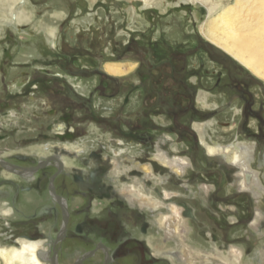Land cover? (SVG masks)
<instances>
[{
  "label": "flooded vegetation",
  "instance_id": "1",
  "mask_svg": "<svg viewBox=\"0 0 264 264\" xmlns=\"http://www.w3.org/2000/svg\"><path fill=\"white\" fill-rule=\"evenodd\" d=\"M21 27L23 26L19 27L20 30ZM30 34L33 35L34 32L30 31ZM6 53L7 51H4L5 55ZM133 60L136 67L132 72L137 81L126 76L132 72L124 75H113L107 71L100 73L103 83L109 85L112 81L118 83V76H124L122 80L132 92L140 91V102L134 112L140 114L139 121L130 122V130L118 131V136L110 137L109 146L101 142L98 146L82 148L78 152L75 149L64 148L65 144H79L86 137V130L81 127L86 117L77 121L67 109L72 107L75 110L81 107L80 110H88L87 113L93 117V105L83 108L82 105L75 104L76 99L89 100L93 92L89 97L78 92L73 82L61 76L62 74L51 75L54 81H64L53 88L46 85L49 79L31 77L18 79L8 94L12 98L20 96L34 98L37 91L46 88V95H57L59 98L56 108L39 107L40 110L30 111L31 119L34 116L42 119L48 115L53 120L43 131L37 128L35 137L29 134L26 138V144L38 138L56 140L58 145L55 146V152L35 159L33 153L13 152L10 147L0 146V220L6 225H30L31 232L25 236L46 242L47 251L51 252L52 264L54 259L58 264H172L167 255L155 253L152 240L156 235L164 239L165 232L157 224V215L161 211L168 212L169 209L164 206L153 210L142 207L137 199H130L128 194L120 192L121 186L132 184L135 179L145 183L144 188L147 186L155 198L166 204H178L183 208L190 227L191 242L197 233L202 239L217 244L218 233L225 230L226 225L241 223L247 225L249 234L260 236L251 227L258 208L253 209V206L256 207L259 203L252 191H243L239 187L234 190L251 198L250 208L244 209L245 214L250 217L245 218L240 215L241 209L236 204L226 202L230 196L221 194L224 186L209 176L214 170L223 173L227 168L231 170L233 181L231 186L238 185V168L226 164L221 156L209 154L202 141L222 142L209 136V128L213 125L209 120L210 115L218 108L209 109V96L206 98L208 105L199 99L198 92L205 91L199 88L203 83L202 74L198 69L187 66L184 59L161 58L153 67L148 66L143 58ZM180 61L182 64L178 65ZM60 63L63 66L62 70L70 76L78 75L82 69L87 70V68L66 70L65 65L69 62L65 58ZM45 74L50 76L48 72ZM234 81L223 82L222 75H218L215 86L227 88L232 85L237 89L239 98L244 102L240 112L243 119L240 122V129L251 139L248 142L255 144L256 152V145L264 143V117L253 108V102L244 84ZM205 92L210 95V92ZM128 101L129 97L126 98V102ZM24 107L27 108V105ZM18 110V106L12 108L0 105V114L16 115ZM250 115L258 118L255 131H249L247 128L246 119ZM99 117L104 118L101 115ZM102 122L104 121H98ZM89 123L93 124V121ZM198 123L202 124V132L196 128ZM60 124H64L62 131L58 128ZM30 128L32 132L33 128ZM25 129L27 131L28 127ZM13 134L9 131L4 132L0 121V143ZM134 145L140 146L139 149L132 150ZM179 145L186 147L180 149ZM157 146L170 156L188 159L186 173L183 176L153 158ZM115 150L121 151L118 158L119 167L123 169L131 166L118 177L113 173L114 157H117ZM195 152L202 154V163L205 167L197 166ZM70 162L74 165H70ZM137 163L151 164L153 173L165 179L158 183L153 179H147ZM211 165L214 167H210ZM204 185L210 186L209 191L204 190ZM164 190L173 191L174 195L165 198ZM4 207L11 210L6 218L1 211ZM204 215L215 225L212 231L205 229V223L200 219ZM232 216L235 220L231 219ZM151 229L155 234L150 236ZM13 237L15 238V234L10 235V238ZM14 242H18L17 239ZM76 242L88 248L79 249ZM71 253L73 257H70ZM65 256L68 258L67 261H64Z\"/></svg>",
  "mask_w": 264,
  "mask_h": 264
},
{
  "label": "rangeland",
  "instance_id": "2",
  "mask_svg": "<svg viewBox=\"0 0 264 264\" xmlns=\"http://www.w3.org/2000/svg\"><path fill=\"white\" fill-rule=\"evenodd\" d=\"M176 3L177 0H166L161 6L143 10L139 0H0V105L19 107V112L13 114L15 116L10 113L0 114L3 131L14 133L12 137L2 141L0 146L10 147L13 152L33 153L35 159L55 152V146L58 145L56 140L38 138L26 144V138L29 134L35 137L37 128L43 131L53 120L48 115L43 116L42 119H37L35 116L31 119L30 111L40 110L39 107L56 108L58 96L46 95V88L44 90L40 88L34 98L26 96L12 98L8 94L15 81L26 77L49 79L46 85L52 88L58 83L63 84L62 80L58 82L52 80L51 75L56 73L73 82L76 90L86 94L87 97L93 92L89 100H75V104H80L83 108L93 105V117L87 113L88 110H80L81 107L75 110L72 107L67 109L77 121L86 117L81 124L86 130V137L83 142L73 144V147L92 148L101 142L109 146L110 137L118 136V131L130 130L129 123L139 121L140 114L134 112L140 102V91L132 92L122 80L124 76H118V83L113 81L110 85L103 83L100 73L107 71V63H123L129 67L135 63L133 59L137 60L139 57L151 67L162 58L184 59L187 66L198 69L203 76V83L199 88L210 92V95L207 93L209 109L218 108L210 115L209 120L213 121V125L209 128V136L222 141L225 145L237 140L251 141L240 129V122L243 121L240 114L243 100L239 98L237 89L232 85L227 88L216 87V76L222 75L223 82L235 80L244 84L253 102V108L258 110L262 117H264V79L253 73L220 43L203 34L202 25L208 20L215 19L219 8L208 14L205 5L197 8L192 5L182 8L176 6ZM10 4H14L15 7L11 9ZM12 10L15 12L14 15L11 14ZM20 26H23L21 30ZM30 31L34 34H30ZM219 33L222 34L224 31L219 30ZM4 51H7L6 55ZM63 58L69 62L65 65L66 70L78 68H87V70L82 69L78 75L66 74L60 63L63 62ZM181 64L182 61L178 65ZM135 67L130 72L135 71ZM133 72L126 76L137 81ZM127 97H129L128 102H126ZM26 105L27 108L24 107ZM100 115L104 118H100ZM246 120L249 131H255L258 118L250 115ZM90 121H93V124L89 123ZM98 121L104 122L98 123ZM25 127H28L27 131ZM30 127L33 128V133ZM23 142L25 144H22ZM248 143L254 145L252 166L261 172L264 184V143L256 145V152L255 144ZM179 146L180 149L186 147ZM139 147L134 145L131 149L135 151ZM194 156L197 166L205 167L202 163V154L195 152ZM69 164L74 165L72 162ZM230 172L231 170L227 168L223 173L214 170L209 176L224 186L221 194L230 196L226 202L236 204L241 209L240 215L248 218L250 215L245 214L244 209L250 208L251 198L244 193L234 192L238 185L232 187ZM257 207L264 210V198L256 204V207L253 206V209ZM160 213L162 211L158 215ZM207 217L204 215L200 219L205 223V229L212 231L215 225ZM183 224L188 226L187 220H184ZM225 227V230L218 233L217 244L202 239L197 233L192 242L189 238L186 243L204 251L208 250L207 252L211 254H215L218 248L217 251H221V256L234 264L237 263L230 257L229 251L232 245H237L244 247L245 263L257 262L260 250L264 249V237L249 234L246 224ZM30 228V225H6L0 220V247L19 246L14 242L15 239H29L25 235L31 232ZM11 234H15V238H10ZM149 234L150 236L155 234L154 230L151 229ZM152 240H154V250L158 252L176 250L183 246L178 244L176 239H166V236L163 239L160 235H156ZM76 247L84 250L88 248L79 242H76ZM72 255L73 253L70 257H73ZM65 257L64 261H67L68 258ZM215 258L210 259L207 264L219 260Z\"/></svg>",
  "mask_w": 264,
  "mask_h": 264
},
{
  "label": "bare ground",
  "instance_id": "3",
  "mask_svg": "<svg viewBox=\"0 0 264 264\" xmlns=\"http://www.w3.org/2000/svg\"><path fill=\"white\" fill-rule=\"evenodd\" d=\"M139 1L142 3L141 9L149 10L161 6L166 0ZM191 5L196 8L200 6L204 7L203 5H205L208 14H212L213 11L219 8L216 18L213 17L215 19L208 20L202 25L203 34L211 40L220 43L241 63L249 67L253 73L264 79V0H177L176 3V6L182 8ZM10 6L11 9L15 7L14 4H10ZM11 14L14 15L15 12L13 11ZM219 30H223L224 33H219ZM53 35L54 33H52ZM135 65L134 63L127 67L123 63H107L106 69L108 73L122 75L130 72ZM207 96L208 94L205 91L199 93V99L206 105H208L206 101ZM63 127L64 124H60L58 128L62 131ZM196 128L200 132L203 130L202 124L199 123L198 125L196 124ZM204 132L206 133V131ZM202 141L209 154L221 156L226 164L236 169L238 168L237 183L240 190L252 191L254 197H256L255 199L259 202L264 198V184L261 172L252 166L254 159L253 144L238 140L229 145H225L219 141H214L213 143H208L205 140ZM73 146V144L70 146L64 145V148L69 150L75 149L77 152L81 150L79 147ZM115 153L117 157H114L115 167L113 173L118 177L131 166L125 165L128 167L121 169L119 167L120 159H118L121 151L115 150ZM153 158L161 164L170 167L180 176L186 173L188 166L187 158L176 155L170 156L159 146H157V152L154 153ZM137 166L144 171L147 179H153L156 183L165 179L153 173L151 164L137 163ZM144 186L145 183L139 179H135L132 184L121 186L120 192L128 194L130 199H137L136 201L142 207L145 206L152 210L161 206L167 207L169 209L168 212H162L157 216V224L164 230L166 239H176L178 244L183 245L182 248L173 251H156L157 255H160V253L167 255L172 264H207L211 261L210 259H214L215 257L220 261H215L213 264H234L221 256V251H219L220 253L217 251L218 248L215 250V254H211L207 252L208 250L204 251L201 248L186 243L190 238V227L183 224L184 220H186L183 208L178 204H166L162 200L155 198L146 188L147 186L145 188ZM203 188L205 191H209L210 186L204 185ZM172 192L164 190V197H172L174 195ZM1 211L5 218L11 213L9 207H4ZM231 219L235 220V217L232 216ZM263 223L264 211L258 207L251 227L260 236L264 235ZM17 241L16 243L19 246L0 247V264H52L51 252L50 250L47 251L48 245L45 241L27 238H18ZM229 252L230 257L234 258L233 261L237 264H264V249L260 250L257 262L255 263L244 262V247L232 245Z\"/></svg>",
  "mask_w": 264,
  "mask_h": 264
},
{
  "label": "water",
  "instance_id": "4",
  "mask_svg": "<svg viewBox=\"0 0 264 264\" xmlns=\"http://www.w3.org/2000/svg\"><path fill=\"white\" fill-rule=\"evenodd\" d=\"M55 253H56V251H55ZM53 264H58L56 259L53 260Z\"/></svg>",
  "mask_w": 264,
  "mask_h": 264
}]
</instances>
